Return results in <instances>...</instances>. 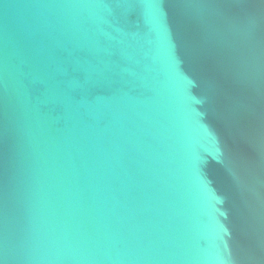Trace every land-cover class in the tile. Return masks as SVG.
Listing matches in <instances>:
<instances>
[{"label": "water", "instance_id": "95a60500", "mask_svg": "<svg viewBox=\"0 0 264 264\" xmlns=\"http://www.w3.org/2000/svg\"><path fill=\"white\" fill-rule=\"evenodd\" d=\"M0 264H264V0H0Z\"/></svg>", "mask_w": 264, "mask_h": 264}]
</instances>
